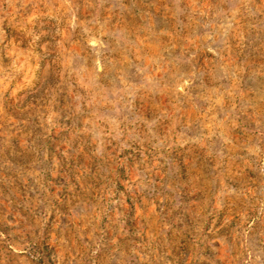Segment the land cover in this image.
Returning a JSON list of instances; mask_svg holds the SVG:
<instances>
[{"label": "rangeland", "instance_id": "obj_1", "mask_svg": "<svg viewBox=\"0 0 264 264\" xmlns=\"http://www.w3.org/2000/svg\"><path fill=\"white\" fill-rule=\"evenodd\" d=\"M0 264H264V0H0Z\"/></svg>", "mask_w": 264, "mask_h": 264}]
</instances>
